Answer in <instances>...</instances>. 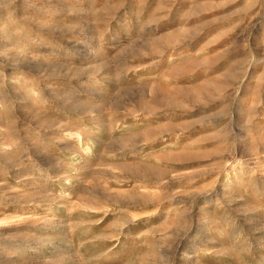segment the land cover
I'll list each match as a JSON object with an SVG mask.
<instances>
[{
    "label": "rangeland",
    "instance_id": "rangeland-1",
    "mask_svg": "<svg viewBox=\"0 0 264 264\" xmlns=\"http://www.w3.org/2000/svg\"><path fill=\"white\" fill-rule=\"evenodd\" d=\"M0 264H264V0H0Z\"/></svg>",
    "mask_w": 264,
    "mask_h": 264
},
{
    "label": "crops",
    "instance_id": "crops-1",
    "mask_svg": "<svg viewBox=\"0 0 264 264\" xmlns=\"http://www.w3.org/2000/svg\"><path fill=\"white\" fill-rule=\"evenodd\" d=\"M166 22V21H165ZM162 24V23H161ZM166 31H169V30H166Z\"/></svg>",
    "mask_w": 264,
    "mask_h": 264
}]
</instances>
